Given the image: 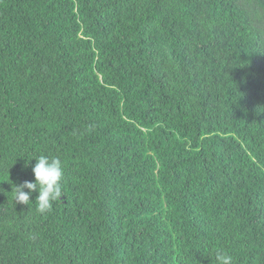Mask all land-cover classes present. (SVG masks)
I'll return each instance as SVG.
<instances>
[{"label": "trees", "instance_id": "trees-1", "mask_svg": "<svg viewBox=\"0 0 264 264\" xmlns=\"http://www.w3.org/2000/svg\"><path fill=\"white\" fill-rule=\"evenodd\" d=\"M218 251L264 264V0H0V264Z\"/></svg>", "mask_w": 264, "mask_h": 264}, {"label": "clouds", "instance_id": "clouds-1", "mask_svg": "<svg viewBox=\"0 0 264 264\" xmlns=\"http://www.w3.org/2000/svg\"><path fill=\"white\" fill-rule=\"evenodd\" d=\"M29 160L26 161V165ZM34 180H24L20 184L12 187L13 200L15 205H28L32 199L33 192H37L35 197L36 211L46 214L51 210L53 202L61 200L64 193L62 188V178L64 175L62 160L58 157L40 155L36 157V163L32 166ZM27 189V191H25ZM216 264H232L230 255L217 252Z\"/></svg>", "mask_w": 264, "mask_h": 264}]
</instances>
